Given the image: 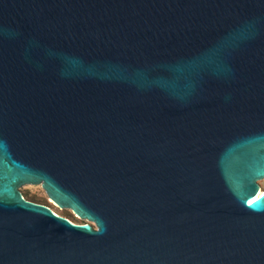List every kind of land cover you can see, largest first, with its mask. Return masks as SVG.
I'll return each instance as SVG.
<instances>
[{
  "label": "water",
  "instance_id": "95a60500",
  "mask_svg": "<svg viewBox=\"0 0 264 264\" xmlns=\"http://www.w3.org/2000/svg\"><path fill=\"white\" fill-rule=\"evenodd\" d=\"M262 179L264 0H0V264H264Z\"/></svg>",
  "mask_w": 264,
  "mask_h": 264
},
{
  "label": "rangeland",
  "instance_id": "374dc122",
  "mask_svg": "<svg viewBox=\"0 0 264 264\" xmlns=\"http://www.w3.org/2000/svg\"><path fill=\"white\" fill-rule=\"evenodd\" d=\"M259 183L261 185L262 190H264V179L260 180ZM21 191L26 199L44 204L50 207L57 214L70 219L74 223H79V224L91 223L88 220L81 218L73 210L62 208L61 206L56 204L53 200L49 198L46 190L43 188L41 184H26L22 186Z\"/></svg>",
  "mask_w": 264,
  "mask_h": 264
},
{
  "label": "bare ground",
  "instance_id": "6f19581e",
  "mask_svg": "<svg viewBox=\"0 0 264 264\" xmlns=\"http://www.w3.org/2000/svg\"><path fill=\"white\" fill-rule=\"evenodd\" d=\"M263 192V190H261Z\"/></svg>",
  "mask_w": 264,
  "mask_h": 264
}]
</instances>
